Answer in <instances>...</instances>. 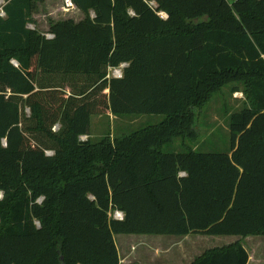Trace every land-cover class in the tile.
<instances>
[{
  "label": "trees",
  "instance_id": "trees-1",
  "mask_svg": "<svg viewBox=\"0 0 264 264\" xmlns=\"http://www.w3.org/2000/svg\"><path fill=\"white\" fill-rule=\"evenodd\" d=\"M42 1L0 0V264H120L115 235L264 236V0H70L82 19L50 39L30 26ZM229 84L230 149L196 152V111ZM109 114L163 119L92 141ZM248 261L237 241L191 264Z\"/></svg>",
  "mask_w": 264,
  "mask_h": 264
},
{
  "label": "rangeland",
  "instance_id": "rangeland-1",
  "mask_svg": "<svg viewBox=\"0 0 264 264\" xmlns=\"http://www.w3.org/2000/svg\"><path fill=\"white\" fill-rule=\"evenodd\" d=\"M65 0H43L36 6L33 15L36 28L43 35L49 33V24L67 19L79 21L82 14L74 7H68ZM1 4V3H0ZM0 6V12H1ZM15 64V63H14ZM112 76V71L109 73ZM233 84L223 87L218 93L214 94L200 111H196L197 120L195 131L197 139L189 146L200 153L228 152L231 143V133L229 130V116L243 108L244 96L242 91L233 92ZM26 113H29L26 110ZM163 119L162 116H124L115 117L100 115L91 118V140L96 142L107 133L110 137L128 134L154 125ZM87 137H82L81 141H86ZM166 151H178L179 143L176 141L173 146L165 149ZM111 215V214H110ZM114 216V214H113ZM173 236L155 235H115L114 241L118 250L120 264H169L162 256L172 254L179 245L185 250H189L187 258L193 259L197 252L206 249L223 247L237 241L247 250L249 261L247 264H264V236H248L241 238L238 236H205L192 235L187 239H175ZM178 241V245H174ZM130 242H135V252L130 250ZM140 242L144 246H140ZM168 251V252H167ZM128 259V260H127ZM187 259V260H189ZM130 260V261H129ZM189 262V261H188Z\"/></svg>",
  "mask_w": 264,
  "mask_h": 264
},
{
  "label": "crops",
  "instance_id": "crops-1",
  "mask_svg": "<svg viewBox=\"0 0 264 264\" xmlns=\"http://www.w3.org/2000/svg\"><path fill=\"white\" fill-rule=\"evenodd\" d=\"M74 7V6H73ZM75 8V7H74ZM76 9V8H75ZM78 11V10H77ZM92 134V133H91ZM174 237V236H173ZM192 237V235H187V236H184V237H177V238H175V239H187V238H191ZM179 241V240H178ZM178 241L174 244V245H178ZM133 243H135V242H130V245H129V247L131 246V248H130V250L133 252H135V246H137V245H133ZM140 244V246H144V243L143 242H140L139 243ZM181 245H179L178 247H177V249L176 250H174L173 251V253L172 254H169V255H164V256H162V260L163 259H165L166 261H167V263H169V264H191L193 261H194V259L196 258V257H198L199 255H201L205 250H203V252L201 253V252H197V254H196V256L193 258V259H189V258H187L188 256H190L189 255V250H185L184 251V249L183 248H181L180 247ZM206 250H208V249H206ZM134 252L132 253V254H134ZM168 252V251H167ZM187 259H189V260H187ZM128 260V259H127ZM130 261V260H129ZM189 261V262H188ZM137 264V263H136Z\"/></svg>",
  "mask_w": 264,
  "mask_h": 264
},
{
  "label": "built area",
  "instance_id": "built-area-1",
  "mask_svg": "<svg viewBox=\"0 0 264 264\" xmlns=\"http://www.w3.org/2000/svg\"><path fill=\"white\" fill-rule=\"evenodd\" d=\"M65 1H66L65 4H66L68 7H73V5H72V3H71L70 0H65ZM0 14H1V15H4V13H3L2 11L0 12ZM161 17L164 18L163 15H161ZM46 37L50 39V38L53 37V35L48 34ZM124 66H125V65L123 64V65H121L119 68L111 69L110 71H112V76L108 75V77L121 78V77H122V69H123ZM110 71H109V73H110ZM113 214H114L113 217H114L115 219H117V220H122V219H123V214H122V213L116 211V212H114Z\"/></svg>",
  "mask_w": 264,
  "mask_h": 264
}]
</instances>
